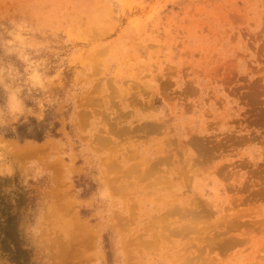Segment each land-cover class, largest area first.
Instances as JSON below:
<instances>
[{"label": "rangeland", "instance_id": "1", "mask_svg": "<svg viewBox=\"0 0 264 264\" xmlns=\"http://www.w3.org/2000/svg\"><path fill=\"white\" fill-rule=\"evenodd\" d=\"M24 55L50 83L23 115L0 88V240L25 252L0 264H264V0H0V68Z\"/></svg>", "mask_w": 264, "mask_h": 264}, {"label": "clouds", "instance_id": "2", "mask_svg": "<svg viewBox=\"0 0 264 264\" xmlns=\"http://www.w3.org/2000/svg\"><path fill=\"white\" fill-rule=\"evenodd\" d=\"M17 39H20V37H17ZM21 60L24 64L22 72L14 66L0 68V88L8 93L9 107L17 115H23L25 111L24 99L21 95L25 88L46 90L45 85L50 83V78L47 75L46 60L37 61L27 55L21 56ZM21 79L23 80V87H15L13 89L12 83Z\"/></svg>", "mask_w": 264, "mask_h": 264}, {"label": "bare ground", "instance_id": "3", "mask_svg": "<svg viewBox=\"0 0 264 264\" xmlns=\"http://www.w3.org/2000/svg\"><path fill=\"white\" fill-rule=\"evenodd\" d=\"M101 140H102V139H101ZM99 141H100V140H99ZM167 159H168V158H166V159L163 158L162 160H163V161L165 160L164 162H166V161H168ZM110 161H111V160H110ZM119 162H120V161H119ZM166 163H168V162H166ZM169 163H170V162H169ZM113 164H114V162H113ZM115 164H117V163H115ZM117 165H118V164H117ZM117 165H116V166H117ZM110 166H111V165H110ZM111 167H112V166H111ZM118 167H119V166H118ZM118 167L115 168V165H113L112 169L115 168V169H116V172H117V171L120 169V168L118 169ZM129 168H130V166H129ZM136 168H137V167H136ZM153 168H154V167H153ZM153 168L146 170V172L148 171V173H149ZM107 169H108V168H107ZM112 169L109 168V170H112ZM115 169H114V170H115ZM117 169H118V170H117ZM121 169H122V168H121ZM132 169H133V168H132ZM132 169H131V170H132ZM137 169H138V168H137ZM129 170H130V169H129ZM129 170H128V171H129ZM144 170H145V169H144ZM149 170H150V171H149ZM128 171H127V172H128ZM124 172H125V171H124ZM127 172H126L125 174H127ZM143 172H144V173H143ZM143 172H142V173L144 174V175L142 174L143 176H147V175H148V174L145 175V171H143ZM128 173H129V172H128ZM132 173L135 174L133 171H132ZM122 174H124V173L122 172ZM130 175H131V174H130ZM138 175H139V173H138ZM138 175H136V177H137ZM142 175H139V176H142ZM150 175H153V172L150 173L149 176H150ZM125 176H126V175H125ZM143 176H142V177H143ZM149 176H147V177H149ZM129 177H130V176H129ZM129 177H128V178H129ZM131 177H132V176H131ZM136 177H133V178H136ZM142 177H139V178H141V180H140L141 182L146 180V179H144V177H143V180H142ZM118 178H119V177H118ZM145 178H146V177H145ZM112 179H115V178H112ZM130 179H131V178H130ZM137 179H138V177L136 178V180H137ZM147 180H148V179H147ZM147 180H146V181H147ZM113 181H116V180H113ZM116 182H118V181H116ZM112 183H113V182H112ZM127 183H129V182L127 181ZM131 183H132V181H131ZM137 183H139V181H138ZM142 183H143V182H142ZM110 184H111V183H110ZM119 184H120V183H119ZM131 185H132V184H131ZM147 185H148V184H146V186H147ZM119 186H121V185H119ZM128 186L130 187V184H129ZM141 186H142V185H141ZM144 186H145V185H144ZM109 187H110V186H109ZM111 187H112V189L114 190V188H113L114 186H111ZM121 187H122V186H121ZM121 187H120V188H121ZM132 187H133V186H132ZM136 188H137V187H136ZM137 189H138V188H137ZM118 190H119V192H120V189H119V188H118ZM135 190H136V189H135ZM117 193H118V191H117ZM135 193H136V192H135ZM176 193H177V192H176ZM131 194H132V193H131ZM132 195H133V194H132ZM138 198H139V197H138ZM130 199H131V198H130ZM132 199H133V198H132ZM132 199H131V201H132ZM136 199H137V198H136ZM139 199H140V198H139ZM127 200H129V199H127ZM131 201H130V203H131ZM132 202H133V201H132ZM135 202H137V201H134V203H133L134 205H135ZM130 203L128 202V204H130ZM182 205H183V204H182ZM193 205H195V204H193ZM128 206H129V205H127V207H128ZM132 206H133V205H132ZM176 206H177V205L174 206L175 209H173V210H176L177 215H178V211H179V213H181L182 211L179 210L178 206H177V209H178V210H177V209H176ZM204 206H205V205H204ZM204 206H202V207H204ZM206 206H207V205H206ZM130 207H131V206H130ZM133 207H134V206H133ZM182 207H184V206H182ZM182 207H181L180 209H185V211H187V212L190 210V211L188 212L189 214H188V213H185V215H186V214H188V215H192V214H193L194 217L191 216L193 223H194V221H195L194 218H195L196 220H198V219L201 218V217H199V214H200L202 211H203L202 213H205V212L207 211V209L205 210L204 208H202L201 211L199 210L200 213L198 214V212L196 213V211H195V213H194V211H193V212L191 211V209H193V207H192L191 209H187V210H186L187 207H186V208H182ZM128 208H129V207H128ZM131 208H132V207H131ZM134 208H136V207H134ZM169 208H171V206H170ZM169 208H168V210H169ZM200 208H201V207H200ZM206 208H207V207H206ZM129 209H130V208H129ZM138 209H139V208H138ZM138 209H137L136 211H138ZM171 209H172V208H171ZM168 210H166V213L168 212ZM193 210H195V209H193ZM204 210H205V211H204ZM131 211H132V212H131ZM131 211L128 212L129 215H134V214H135V213H134L135 211H134V210H131ZM133 211H134V212H133ZM170 211H171V210H170ZM180 211H181V212H180ZM183 211H184V210H183ZM208 211H209V210H208ZM208 211H207V212H208ZM171 212H172V214H171ZM171 212H168L169 214H171L170 216L173 217L174 215H176V213H174L175 211H174V212L171 211ZM190 212H191V214H190ZM131 213H133V214H131ZM168 213H167V214H168ZM202 213H201V214H202ZM169 214H168V215H169ZM182 214H183V213H182ZM196 214H197V215H196ZM129 215H127V217H128ZM135 215H136V214H135ZM135 215H134V216H135ZM165 215H166V214H165ZM185 215L183 214V219H185V217H187V216H185ZM179 216H180V215H178V217H179ZM197 216L199 217L198 219H197ZM132 217H133V216H131V218H130V216H129V218H130L129 221H132V220H131ZM140 217H141V216H140ZM181 217H182V215H181ZM202 217H203V216H202ZM160 218H162V217H160ZM165 218H166V216L164 217V219H165ZM167 218H168V217H167ZM173 218H174V217H173ZM191 218H190V219H191ZM127 219H128V218H127ZM133 219H134V218H133ZM180 219H181V218H180ZM187 219H189V218L187 217ZM159 220H161V219H159ZM172 220H173V219H172ZM177 220H179V219L177 218ZM146 221H150V220H146ZM165 221H166V220H165ZM173 221H174V220H173ZM179 221H180V220H179ZM179 221H177V222L175 221V223H178ZM184 221H185V220H184ZM189 221H190V220H189ZM123 222H124V221H123ZM157 222H158V221H157ZM157 222H156V224H157ZM160 222H161V221H160ZM160 222H159V223H160ZM167 222H168V220H167ZM190 222H191V221H190ZM195 222H196V221H195ZM125 223H128V221L125 222ZM131 223H132V222H130V224H131ZM147 223H148V222H147ZM170 223H172V222H170ZM175 223H172V224H175ZM179 223H180V222H179ZM191 223H192V222H191ZM117 224H118V223H117ZM166 224H167V223H166ZM166 224H165V225H166ZM119 225H122V224L119 223ZM123 225L125 226L126 224L123 223ZM127 225H128V224H127ZM131 225H132V224H131ZM160 225H161V224H160ZM165 225H164V226H165ZM168 225H169V224H168ZM168 225H166V226H168ZM170 225H171V224H170ZM170 225H169V226H170ZM179 225L182 226L181 224H179ZM117 226H118V225H117ZM117 226H116V227H117ZM124 226H123V227L120 226V227L123 228V231H125V230H124V229H125ZM128 226H129V225H128ZM149 226H151V225H149ZM149 226H148V228H149ZM156 226H157V225H156ZM161 226H162V225H161ZM161 226H160V229H161ZM164 226H163V227H164ZM192 226H194V228H193V227H190L189 225H188L187 227H186V225H185V226H182V228L185 227L184 230L187 231V232H189V234H191V235H192L194 232H196V234H197V230L200 229V228L196 229V227H197L196 225H192ZM120 227H119V228H120ZM130 227H131V226H130ZM152 227H153V226H152ZM163 227H162V228H163ZM173 227H174V226H173ZM188 227H190V228L188 229ZM148 228H147V229H148ZM150 228H151V227H150ZM178 228H179V227H178ZM182 228L180 227V229H182ZM139 229H140V228H139ZM141 229H142V228H141ZM153 229H154V228H153ZM164 229H165V228H163L162 230H164ZM171 229H172V228H171ZM175 229H176V228H175ZM180 229H179L178 231H180ZM186 229H188L189 231L186 230ZM190 229H194L195 231L190 230ZM162 230H160V231H162ZM165 230H166V229H165ZM172 230H173V229H172ZM172 230H171V231H172ZM120 231H121V229H120ZM123 231H121V232H123ZM134 231H135V230H134ZM148 231H150V230H148ZM148 231H147V232H148ZM155 231H156V230H155ZM171 231H170V232L168 231L169 234H171ZM175 231H176V230H175ZM182 231H183V230H181V231L179 232V234H180ZM191 231H192V232H191ZM147 232H146V233H147ZM164 232H165V231H164ZM183 232H184V231H183ZM190 232H191V233H190ZM198 232H200V231L198 230ZM156 233H157V232H156ZM156 233H155V234H156ZM159 233H160V232H159ZM162 233H163V231L161 232V234H162ZM165 233H166V232H165ZM177 233H178L177 231H176V232L173 231L172 236H173V235L175 236ZM185 233H186V232H184V234H185ZM136 234H137V233H136ZM138 234H139V233H138ZM161 234H160V235H161ZM167 234H168V233H167ZM189 234H188V235H189ZM198 234H199V233H198ZM140 235H142V234H140ZM143 235H144V234H143ZM143 235H142V236H143ZM152 235H153V233H152ZM152 235H151V237H152V239H154V236H152ZM162 235L164 236V234H162ZM162 235H161V237H162ZM149 236H150V235H149ZM157 236H158V235H155V237H157ZM176 236H177V235H176ZM176 236H175V237H176ZM181 236H182V235H181ZM183 236H184V237L187 236V233H186L185 235H183ZM183 236H182V237H183ZM221 236H222V235H221ZM164 237H165V236H164ZM182 237H181V238H182ZM184 237H183V238H184ZM138 238H140V237L138 236ZM141 238L143 239V237H141ZM141 238H140V239H141ZM165 238H166V240H167V238H169V237H165ZM181 238H179V239L182 240ZM228 238L230 239V237H228ZM228 238H227V239H228ZM231 238H232V237H231ZM135 239H137V238H135ZM135 239H134V240H135ZM149 239H150V238H149ZM152 239H150V241H148V240H146V241H147L148 243H149V242L151 243V242L153 241ZM156 239H157V238H156ZM156 239H155V240H156ZM158 239H159V238H158ZM158 239H157V240H158ZM171 239H172V238H171ZM227 239H225V240L228 241ZM151 240H152V241H151ZM155 240H154V242H155ZM160 240H161V239H160ZM162 240H163V237H162ZM169 240H170V239H169ZM231 240H232V239H231ZM235 240H239V239L236 238ZM140 241L142 242V240H140ZM146 241H144L143 243L140 242L141 244H143V245H142L143 248H144V247H148V245H149V244H148L147 246L145 245V243L147 244ZM173 241H174V240H173ZM173 241H172V243H173ZM136 242H137V241H136ZM136 242L133 243V241H132L131 244H133V246H134V244H135ZM165 242H166V241H165ZM165 242H164V243H165ZM178 242H179V240H178ZM180 242H181V241H180ZM180 242H179V243H180ZM155 243H156V242H155ZM161 243H162V242H161ZM161 243H160V244H161ZM168 243H170V241H169ZM141 244L139 245V243H138V244L136 245V247L139 246L138 248L140 249ZM156 244H158V241H157ZM174 244H175V243H174ZM176 244H177V243H176ZM180 244H181V243H180ZM150 245H151L150 247H151L152 250H153V248H154V247H152L153 244H150ZM154 245H155V244H154ZM133 246H132V247H133ZM188 246H189V245H188ZM134 247H135V246H134ZM155 247H157V246H155ZM196 247H197V246H196ZM196 247H194V248L196 249ZM158 248H159V246H158ZM187 248L189 249V247H186V249H187ZM190 248H191V247H190ZM131 249H132V248H131ZM148 249L150 250L149 247L147 248V250H148ZM154 249H155V248H154ZM186 249H184V250H186ZM147 250H146V248H145V251H147ZM199 250H204V249H203V248H202V249L199 248ZM135 251H136V249H135ZM150 251H151V250H150ZM195 251H196V250H195ZM197 251H198V250H197ZM141 252H144V251L141 250ZM200 253H201V251H200ZM128 254H129V253H128ZM144 254H145V253H144ZM197 254H198V253H197ZM197 254H196V255H197ZM176 255H177V254H176ZM191 255H192V252H191ZM200 255H201V254H200ZM200 255L198 254V257H199V258H200ZM202 255H203V254H202ZM204 256H205V255H204ZM181 257H182V256H181ZM181 257H180V258H181ZM187 257H188V256H187ZM187 257H186V258H187ZM196 257H197V256H196ZM198 257H197V258H198ZM128 258H129V257H128ZM149 258H150V257H149ZM186 258H185L184 260H186ZM193 258H194V257H193ZM171 259H173V258H171ZM174 259H175V258H174ZM188 259H189V258H188ZM190 259H192V258H190ZM209 259H210V258H209ZM209 259H208V260H209ZM184 260H183V261H184ZM200 260H201V259H200ZM208 260H207V262L210 263V261H208ZM151 261H152V260H151ZM186 261H187V264H189L190 262H192V260H191L190 262H189L188 260H186ZM186 261H185V264H186ZM194 261H197V259L194 260ZM188 262H189V263H188ZM204 262H206V261H204ZM204 262L201 261L200 263H201V264H205ZM195 263H196V262H195ZM195 263H193V264H195ZM200 263H199V264H200ZM209 263H208V264H209ZM169 264H170V263H169ZM181 264H183V263H181ZM191 264H192V263H191Z\"/></svg>", "mask_w": 264, "mask_h": 264}, {"label": "trees", "instance_id": "4", "mask_svg": "<svg viewBox=\"0 0 264 264\" xmlns=\"http://www.w3.org/2000/svg\"><path fill=\"white\" fill-rule=\"evenodd\" d=\"M33 124L35 125V127H41L43 125L42 123H33ZM23 127L24 125L17 126V134L19 135L21 139L35 140V141L41 142L47 136L54 135L53 130H50L49 133H46L48 129L44 130V129H39V128H36V131H35L36 133H29V132L21 133ZM9 136H13V134H10ZM6 225L7 227L3 228L2 230L3 239L0 240V244L2 246L3 252L11 255L12 258L13 256H16V254L18 253L25 254L24 251H21L20 248H18L15 239L12 237V234H10L9 232V228L11 225L10 221H8ZM11 246H13L14 249H12Z\"/></svg>", "mask_w": 264, "mask_h": 264}]
</instances>
